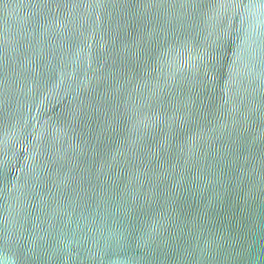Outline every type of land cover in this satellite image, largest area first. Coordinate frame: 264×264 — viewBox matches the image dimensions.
Listing matches in <instances>:
<instances>
[{
	"label": "water",
	"instance_id": "95a60500",
	"mask_svg": "<svg viewBox=\"0 0 264 264\" xmlns=\"http://www.w3.org/2000/svg\"><path fill=\"white\" fill-rule=\"evenodd\" d=\"M0 264H264V0H0Z\"/></svg>",
	"mask_w": 264,
	"mask_h": 264
}]
</instances>
